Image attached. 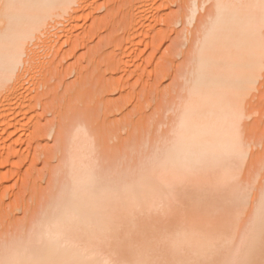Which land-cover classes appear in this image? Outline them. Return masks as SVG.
<instances>
[{
  "label": "bare ground",
  "instance_id": "1",
  "mask_svg": "<svg viewBox=\"0 0 264 264\" xmlns=\"http://www.w3.org/2000/svg\"><path fill=\"white\" fill-rule=\"evenodd\" d=\"M93 1L2 0L0 80L6 82L0 83V165H7L17 150L18 143L9 141L8 146L7 140L27 129L24 122L27 113L36 109L34 98L25 95L31 92L25 88V79L27 83L32 79V75L26 77L33 70L29 66L36 59L37 47L57 43L55 51H58V41L64 38V45L72 46L71 32L80 18L86 17L78 13L93 8ZM119 1L126 5L124 14L128 13L124 20L128 27L124 42L127 48L129 42L135 45L138 38L141 41L139 33L143 31H138V37L139 26L134 30V25L147 24L144 20L148 16L145 18L147 14L143 13L149 9L150 0ZM190 1H193L192 22L207 3L213 2L215 12L207 19L205 32L193 52L188 93L178 108L172 140L146 158L139 172L124 170L117 176L103 170L94 134L87 126L76 125L64 158L68 166L66 185L58 189L57 198L52 196L53 202L42 211L44 215L39 218L38 226L35 222L34 231L24 230L16 240L12 238L8 240L11 243L3 244L6 245L0 248V264H264V196L257 201L251 232L235 248L237 227L244 212L238 166L245 162L243 159L251 149L242 129L248 114L242 103L238 104L236 92L244 87H250L251 92L260 81L258 65L264 52V12L253 6V0H203L202 7L198 0ZM60 25L64 26L61 32ZM25 52L21 66L17 56ZM69 52L66 55L72 53ZM38 55L37 59L41 57ZM253 67H257L256 77L249 86L245 79ZM111 73V79L106 75L109 82L115 77ZM84 74L79 68L78 82L82 85L90 80ZM38 131L43 134V130ZM6 146L10 149L8 155L3 152ZM246 198L244 201L248 203Z\"/></svg>",
  "mask_w": 264,
  "mask_h": 264
},
{
  "label": "rangeland",
  "instance_id": "2",
  "mask_svg": "<svg viewBox=\"0 0 264 264\" xmlns=\"http://www.w3.org/2000/svg\"><path fill=\"white\" fill-rule=\"evenodd\" d=\"M164 1L166 4H163V0H150L148 2L147 5H150L151 8L149 6V11L143 13L144 16L147 14L145 18L147 16L149 18V20L148 18L144 20L147 24H141L143 27L145 25L144 28L140 26V23L134 25V30L136 25L139 26L136 28L137 34L138 31H143L139 33L141 36L138 34L141 41L139 38L136 39V42H142L141 44L137 45L135 42V46L134 42H131L135 47L130 42L127 44V48L124 44L126 40L125 29L128 28L124 22L128 13L127 15L124 14L126 5L125 7L121 5L119 0H94V9L90 6L91 9L86 8L87 10L84 9V12H79L78 15L81 16L82 14L86 17L80 18L77 15L81 20L77 22L76 30L73 29L71 32L72 46H65V38L63 37L64 40L60 38L62 41H58L59 45L56 48L58 51H55L57 45L55 36L53 42L56 45L51 42L52 46L50 47V43H48L49 45L46 44L47 46H42L43 48L37 47V54L41 57L37 59L36 54V62L33 60L35 64L32 61L33 65L30 64L29 67L33 68L32 72L36 69L34 72L39 75L35 76L30 69L31 73L26 78L32 75L30 76L32 79L28 83L25 79V88H30L31 92L24 93L30 99L34 98L36 109H30L27 113L24 122L28 130H20L16 135L17 137L14 136L13 139L7 140L8 146L13 142L18 143L17 150L7 165H0L1 249L7 243H11L8 240L18 238L21 232H25L24 230L29 233L34 231L36 229L35 222L38 226L44 215L42 211L51 205L54 197L59 196L60 190L58 189L66 185L68 166H65L64 158L67 157L69 139L76 125L81 123L94 134L95 144L97 143L96 153L100 157L103 170H109L117 176L120 175L118 173L125 172L124 170L133 173L139 172L143 166L141 164L145 163L143 161L146 158L148 159L150 155L153 156V153L155 154L158 149L160 150V146H165L167 142L172 140V135H174L172 131L178 121V111L183 99L187 96L185 93H188L186 90H188L191 79L189 68L192 71V64L194 65L192 63L194 61L193 52H195V47L199 42L198 39L205 32L210 15L215 12V7L212 5L213 2L202 7L203 0H198L202 8L198 11L195 22H192L190 13L192 12L193 1ZM162 15L163 17H161ZM207 19L209 20L207 21ZM140 27L141 30H139ZM61 29L63 30L64 26L60 25L58 30L61 32ZM73 42H76L79 47ZM42 49L45 54L41 51ZM69 49L72 53L66 55ZM73 54L74 56H72ZM123 55L126 62L123 60ZM64 56L67 57V60H64L66 59ZM38 60L41 62L38 63ZM64 61L67 62L64 63ZM112 62L113 64H111ZM117 63L121 65V67L119 65V72L116 70ZM78 67L90 78L85 85L78 82ZM100 68L102 70H99ZM113 68L117 71L116 73H114ZM125 69L128 71L126 72ZM101 71L104 72V76ZM112 71L115 77L109 82L107 78L111 79ZM44 73L45 76H43ZM32 82L36 86L34 90ZM254 89L251 91L252 99L248 103V116L242 122V129L250 144L249 149L250 146L251 149L248 150V157L246 154L245 157L247 158L243 159L245 162L242 160L244 162L242 165H240L242 161L237 164V166L240 165L238 170H241L240 180L241 186H243L241 202H244L245 210L243 207L241 208L244 212L241 215L242 220H240L242 224L239 222L237 227L239 236L236 234L235 245L237 243V246L235 248L239 247L240 242L251 232L256 218L257 201L264 196V143H261L259 137L261 133H264V128L261 127V122L264 120V91H262L264 90V83L259 81ZM130 90L132 94L129 92ZM127 91L128 93H126ZM38 130L40 133L43 130V134H39ZM7 149L8 147L3 150L4 155L9 154L10 149ZM56 193L57 196H55ZM245 194L249 196V199L246 198ZM244 198L248 200V203L244 201ZM14 202L15 204H13ZM48 203L49 205H47ZM11 204L12 207H10ZM4 243L6 244L3 246Z\"/></svg>",
  "mask_w": 264,
  "mask_h": 264
},
{
  "label": "snow or ice",
  "instance_id": "3",
  "mask_svg": "<svg viewBox=\"0 0 264 264\" xmlns=\"http://www.w3.org/2000/svg\"><path fill=\"white\" fill-rule=\"evenodd\" d=\"M0 6H2V0H0ZM253 6L255 8H258L261 12H264V0H253ZM25 57H26V52L24 53L23 56H17V62L21 66H22V62ZM258 70H259L260 77H261L260 83H264V52H262L261 54L259 65H258ZM256 71H257V67H253L249 70V73L245 79L249 86H251L255 81ZM2 82H6V81L0 80V83ZM252 95L253 94L250 92V87L239 88L236 92L237 102L238 104L242 103L246 112L249 111L248 103L252 99ZM261 127L264 128V120H262L261 122ZM259 137H260L261 143H264V133H261Z\"/></svg>",
  "mask_w": 264,
  "mask_h": 264
}]
</instances>
